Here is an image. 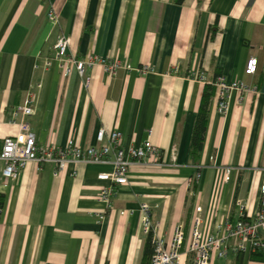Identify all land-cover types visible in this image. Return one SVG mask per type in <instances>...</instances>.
<instances>
[{
    "label": "crops",
    "instance_id": "obj_1",
    "mask_svg": "<svg viewBox=\"0 0 264 264\" xmlns=\"http://www.w3.org/2000/svg\"><path fill=\"white\" fill-rule=\"evenodd\" d=\"M62 35L76 58L95 53L132 68L116 76L99 65L84 76L75 67L66 74L56 61ZM251 58L258 59L254 75L245 72ZM219 75L257 90L232 91L223 114L214 84ZM205 93L207 126L194 158ZM28 99L32 113L25 116ZM21 118L44 146L75 139L99 148L120 131L124 146L150 138L164 159L175 155L178 165L132 169L102 222L99 195L109 182L98 176L112 171L110 162L69 163L60 172L53 164L30 162L15 180L0 176V264H142L147 216L167 244L180 227L179 264H195L188 243L196 219L207 237L225 220L253 217L260 207L264 0H0V150L18 133ZM101 128L106 136L99 140ZM254 254L230 251L213 255L210 264H264V256Z\"/></svg>",
    "mask_w": 264,
    "mask_h": 264
},
{
    "label": "built area",
    "instance_id": "obj_2",
    "mask_svg": "<svg viewBox=\"0 0 264 264\" xmlns=\"http://www.w3.org/2000/svg\"><path fill=\"white\" fill-rule=\"evenodd\" d=\"M48 17L56 24L58 16L54 9L48 11ZM69 40L66 35L58 38L56 49V61L66 74H70L75 67L81 76H84L87 69L94 66H101L103 70L116 76L122 68L131 69L130 64L123 66L118 59L106 58L98 54L91 53L84 58H76L68 52ZM258 59L251 58L246 66L245 72L254 75L256 72ZM145 72L150 70L148 65L143 67ZM179 66L172 69V73L177 74ZM191 78L206 81V77L200 73L190 74ZM88 83V79H87ZM214 84L219 89V109L223 114L229 110V99L232 91L240 93L253 92L257 90V85L247 83L243 80L228 81L223 75L216 77ZM31 100L26 101L23 114L29 116L32 113ZM18 111H11L14 122L18 118ZM18 122V133L4 139L0 150V176L15 180L19 172L30 162L38 165L53 164L57 172L62 171L69 163H103L112 164L111 172H103L98 178L107 180L109 183L102 187L99 201L102 208L96 213L98 221L102 222L109 214L116 197L117 186L128 182L129 174L135 167H155V166H177V157L172 155L164 159L161 147L152 143L148 138L138 145L124 146L122 144V133L114 131L109 135V143L101 145L99 148L91 145L87 148L79 145L75 139L69 140L66 146H44L37 141L35 132L30 123L21 118ZM106 136V131L101 128L97 132V138L102 140ZM24 137V143L21 138ZM3 164V165H2ZM2 165V168H1ZM260 207L253 217H246L241 214L235 221L225 220L218 225L217 230L212 235L205 237L201 229V220H195L191 230V239L188 249L194 253L195 264H210L213 255L226 257L230 251L233 252H262L264 254V182L260 185ZM145 211L149 210L147 205H143ZM145 233H153V255L150 264H179L181 248L184 241V231L180 227L174 230L172 240L167 244L164 238L155 235L156 226L150 217L144 221Z\"/></svg>",
    "mask_w": 264,
    "mask_h": 264
},
{
    "label": "trees",
    "instance_id": "obj_3",
    "mask_svg": "<svg viewBox=\"0 0 264 264\" xmlns=\"http://www.w3.org/2000/svg\"><path fill=\"white\" fill-rule=\"evenodd\" d=\"M178 3H181L183 0H176ZM209 101H210V94L205 93L201 106L198 112L197 122L194 130L193 136V145H192V156L196 158L201 151V147L204 140V135L207 126V118H208V109H209ZM4 205V195L0 193V218H1V211ZM153 233L150 232L147 236L145 247H144V254H143V262L142 264H150L152 255H153V244H152ZM264 254L262 252H256L254 256H261Z\"/></svg>",
    "mask_w": 264,
    "mask_h": 264
}]
</instances>
